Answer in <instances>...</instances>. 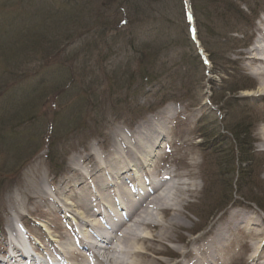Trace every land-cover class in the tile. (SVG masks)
<instances>
[{"label": "rangeland", "instance_id": "rangeland-1", "mask_svg": "<svg viewBox=\"0 0 264 264\" xmlns=\"http://www.w3.org/2000/svg\"><path fill=\"white\" fill-rule=\"evenodd\" d=\"M187 5L206 66L187 37ZM121 6L141 11L130 27L118 22ZM262 22L264 0H0V236L11 218L30 243L49 244L73 223L56 200L97 191L90 175L113 156V136L137 130L134 140L164 135L158 166L175 183L203 186L172 225L163 262L181 260L231 206L264 223V97H247L262 80L249 53L257 46L264 59ZM154 54L156 80L141 82Z\"/></svg>", "mask_w": 264, "mask_h": 264}, {"label": "bare ground", "instance_id": "bare-ground-1", "mask_svg": "<svg viewBox=\"0 0 264 264\" xmlns=\"http://www.w3.org/2000/svg\"><path fill=\"white\" fill-rule=\"evenodd\" d=\"M262 25L264 27L263 22ZM260 33L262 37L259 43L263 45L264 28ZM249 53H255L250 61L255 66L254 75L262 80L255 94H248L247 97H264V59L255 56L263 55L262 48L253 47ZM163 112L168 114L170 110L165 109ZM138 132L113 136L112 150L107 152V155L112 153L113 156L102 166L93 168L94 174L100 173L99 175H90V185L93 186L96 181L97 191L92 194L83 193L78 204H69L68 199L56 200L58 206H64V211L69 214V220L73 223L65 221L67 226L62 229L63 232L50 238L49 244L44 246L46 251L41 258L45 264L48 263L47 259L54 260L58 256L62 261L74 260L77 263L88 261L85 258L87 256L90 260L94 259L96 264H169L158 257L172 251L169 246L174 244L171 242L174 240L170 233L173 231L171 227L179 222L181 209L188 205L187 200L201 194L203 186L193 182L196 178L186 185L175 183L171 176L173 172L158 166V149L162 151L161 154L167 153L159 147L164 135H144L143 139L134 140L135 136H139L135 135ZM261 145L264 147V135ZM81 160L90 163L93 159L91 155H87ZM161 172L165 174L162 177L159 176ZM82 182L78 184L81 185ZM120 192L123 193L122 196ZM39 196L44 203L54 201L43 191H39ZM51 203V208L58 211L56 204L52 203L53 206ZM100 203L104 211L99 210ZM128 206L127 212L125 210ZM95 208L98 210H95L94 218L90 222L84 219V215ZM232 208L227 211L225 219L220 218L211 226L208 235L186 242L190 246L180 251L181 260L176 264H264L263 221L255 211H231ZM10 209L16 217L24 218L14 205ZM60 211L63 212L62 209ZM105 213L109 215L106 216ZM166 215L169 218L164 220ZM105 218V221L111 220L114 224L97 236L100 234L99 230H103L102 223L105 226ZM96 220L100 221L97 223ZM5 227L4 236H0L1 247L3 246L0 264H36L34 260H38V256L33 255L32 260L19 252L25 233L14 231L11 218ZM92 235L98 237L99 247L88 249L83 242ZM64 240L66 248L61 254L52 244ZM100 244H110L111 247L105 249Z\"/></svg>", "mask_w": 264, "mask_h": 264}, {"label": "trees", "instance_id": "trees-1", "mask_svg": "<svg viewBox=\"0 0 264 264\" xmlns=\"http://www.w3.org/2000/svg\"><path fill=\"white\" fill-rule=\"evenodd\" d=\"M122 7V6H121ZM180 11L182 10V3H178L177 4V6H176ZM175 7V12L177 11V8ZM122 8H124V7H122ZM122 8L120 9V13H122L123 14V17H122V19L120 20V21H118L119 23L120 22H123V24L125 25V26H128V27H130V25H132V23H133V20H138V18H139V16L141 15V11H140V9L139 8H137V7H131L130 9H129V11L128 10H126V8H124L123 10H122ZM221 10H216V12H220ZM164 12V14L166 13L165 11H163ZM144 14V13H143ZM217 15H218V13H216ZM183 16V15H182ZM215 17V16H214ZM133 18H135V19H133ZM184 19H185V17H184ZM187 37H188V35H187ZM168 43H170L171 45L169 46L168 45ZM173 45V41L172 40H170V38H169V40L167 41V44H166V46H165V48H164V50L165 51H168V50H170ZM155 55V54H154ZM197 58H199L198 56H197ZM156 60H157V55H155V58H151V60H150V65H149V67H148V71H144V72H142L141 74L139 73V79L141 80V82H143V81H145V82H149V83H153V81L154 80H156V77H155V74L152 72L153 70V64L156 62ZM163 65H164V63H163ZM161 88H163V87H161ZM233 143L235 144V146H236V148H237V151H239L240 152V150H241V147H243L244 148V146H245V148H246V145H243V143L240 145V142L237 140V137L235 136V135H233ZM243 151V150H242ZM241 151V152H242ZM242 153H244V155H246L247 153H246V151H244V152H242ZM247 163L249 164L250 163V161L249 160H246V161H241L240 162V164L238 165V168H240V172H244V170H243V168H244V166L243 165H245V166H247Z\"/></svg>", "mask_w": 264, "mask_h": 264}]
</instances>
